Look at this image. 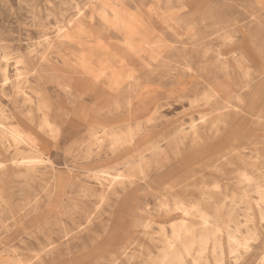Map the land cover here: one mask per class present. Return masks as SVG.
Segmentation results:
<instances>
[{"label": "rangeland", "instance_id": "1", "mask_svg": "<svg viewBox=\"0 0 264 264\" xmlns=\"http://www.w3.org/2000/svg\"><path fill=\"white\" fill-rule=\"evenodd\" d=\"M178 259L264 264V0H0V264Z\"/></svg>", "mask_w": 264, "mask_h": 264}, {"label": "bare ground", "instance_id": "2", "mask_svg": "<svg viewBox=\"0 0 264 264\" xmlns=\"http://www.w3.org/2000/svg\"><path fill=\"white\" fill-rule=\"evenodd\" d=\"M134 31H135V29H134ZM130 32V31H129ZM127 42V41H126ZM127 44H129V42L127 43ZM132 46V45H131ZM143 110H144V113L146 114V115H148L149 114V116L148 117H150V113H154V112H156V110L157 109H155V108H152V107H150V108H143ZM147 117V116H146ZM147 119H149V118H147ZM4 133V132H3ZM10 134H11V136H12V138H13V140L18 144L19 142H24L23 140H22V138H21V134L17 131V130H15V129H13V130H11L10 131ZM112 136H110L111 137V140L113 141V142H116V141H119L120 139H121V135L120 134H111ZM108 136V133H104L103 134V136H98L97 135V132H94V133H92V135H91V137H93V139H95V141H97V142H101L102 140H103V138H105V137H107ZM14 147V146H13ZM6 149H7V147H6ZM215 150V149H214ZM7 151V150H6ZM179 162V161H178ZM31 168V167H30ZM29 168V169H30ZM33 168V167H32ZM31 170V169H30ZM30 170H28L29 172H30ZM27 171V172H28ZM32 172V171H31ZM36 173V172H35ZM32 176V175H31ZM161 178V177H160ZM182 210V213L183 214H187L188 212H187V209H185V208H182L181 209ZM198 213H199V216L202 218V222H203V224L206 226V224H208L209 223V219L207 218V216L205 215V214H203L201 211H198ZM188 216V215H187ZM260 223V222H259ZM171 229H172V233H173V236H172V239H167L166 240V243H167V248L169 249V250H171L175 245H174V242H177V241H180V236L182 235V234H188V233H190L189 232V230H188V228L186 227V225H185V223L183 222V221H181V222H179L178 224H171ZM194 229V228H193ZM191 231V230H190ZM192 233V232H191ZM227 237H229V241H230V246H237L238 248H249V245H248V243L246 242V240H244V239H238V238H236V236L234 235V234H228V236ZM207 242V239L204 237V236H202L201 237V239H200V243H201V245L202 246H204L205 245V243ZM178 244V243H177ZM175 248H177V247H175ZM200 248H202V247H200ZM199 248V249H200ZM205 248V247H204ZM174 249V248H173ZM215 249V245L213 246V250ZM167 251V252H170V251ZM172 251V250H171ZM177 251H179V250H177ZM184 251H185V249H184ZM197 251H199V250H197ZM191 252V251H190ZM172 254H173V252H171ZM170 253V254H171ZM175 253V252H174ZM163 254V253H162ZM185 254H187V253H185ZM196 254H198V253H196ZM174 256L175 255H177V254H173ZM173 255L172 256H170V257H173ZM165 256V255H164ZM165 257H167V256H165ZM178 257V256H177ZM181 257V256H180ZM162 259V258H161ZM169 259H171V258H169ZM196 259V258H195ZM34 260V259H33ZM167 260V259H166ZM179 261H180V259H178ZM177 260V262H179ZM202 260V259H201ZM162 261H163V259H162ZM182 261H180V263H181ZM214 262V261H213ZM116 263V262H115ZM193 263V262H192ZM156 264V263H155ZM162 264V263H161ZM167 264V263H166ZM179 264V263H178ZM182 264V263H181ZM195 264H197V263H195ZM201 264V263H200ZM208 264V263H207ZM217 264V263H216Z\"/></svg>", "mask_w": 264, "mask_h": 264}]
</instances>
